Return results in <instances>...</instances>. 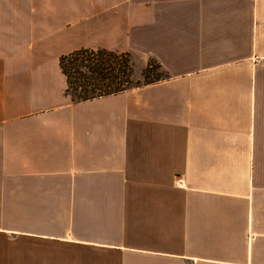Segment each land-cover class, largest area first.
I'll return each mask as SVG.
<instances>
[{
    "label": "crops",
    "instance_id": "obj_1",
    "mask_svg": "<svg viewBox=\"0 0 264 264\" xmlns=\"http://www.w3.org/2000/svg\"><path fill=\"white\" fill-rule=\"evenodd\" d=\"M80 48L163 76L74 101ZM0 264H264V0H0Z\"/></svg>",
    "mask_w": 264,
    "mask_h": 264
},
{
    "label": "trees",
    "instance_id": "obj_2",
    "mask_svg": "<svg viewBox=\"0 0 264 264\" xmlns=\"http://www.w3.org/2000/svg\"><path fill=\"white\" fill-rule=\"evenodd\" d=\"M149 62L143 72V82L130 85L131 66L127 52L80 48L59 57V67L66 79L65 92L74 101L118 93L161 79Z\"/></svg>",
    "mask_w": 264,
    "mask_h": 264
},
{
    "label": "rangeland",
    "instance_id": "obj_3",
    "mask_svg": "<svg viewBox=\"0 0 264 264\" xmlns=\"http://www.w3.org/2000/svg\"><path fill=\"white\" fill-rule=\"evenodd\" d=\"M128 53V58L130 61V66H131V74H130V80H131V84L130 85H134V84H138L143 82V72L145 70L146 65L149 63H152L154 65V67L152 68V70L155 73H159L161 76H163V73L160 71L159 68L156 67L157 63L155 60L153 59H149L146 63V65H144L143 60L139 59L137 56H135L132 53Z\"/></svg>",
    "mask_w": 264,
    "mask_h": 264
}]
</instances>
